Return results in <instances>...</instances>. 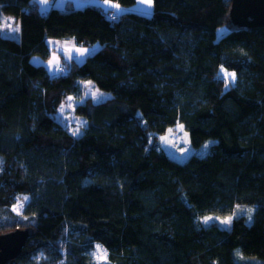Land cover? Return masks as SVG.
Instances as JSON below:
<instances>
[{"label": "trees", "instance_id": "16d2710c", "mask_svg": "<svg viewBox=\"0 0 264 264\" xmlns=\"http://www.w3.org/2000/svg\"><path fill=\"white\" fill-rule=\"evenodd\" d=\"M103 1L120 11L0 0V233L35 232L6 264H101L97 243L103 264H264V27L218 39L232 0H153L150 14ZM49 39L93 51L51 75ZM82 80L111 95L77 105L86 122L74 135L59 108ZM177 124L208 150L171 157L160 138ZM136 191L153 203L145 232L130 211Z\"/></svg>", "mask_w": 264, "mask_h": 264}, {"label": "rangeland", "instance_id": "374dc122", "mask_svg": "<svg viewBox=\"0 0 264 264\" xmlns=\"http://www.w3.org/2000/svg\"><path fill=\"white\" fill-rule=\"evenodd\" d=\"M94 0H39V7L41 10H49L52 8L54 4L57 6H61L62 8H71V7H78V6H86L89 3L93 4ZM131 9L142 12L145 14H150L154 10V2L151 0V5L149 6L148 0H137L134 5L130 7ZM118 11L113 12L114 15L117 14ZM112 15V13H111ZM112 15V16H114ZM112 19H116L112 17ZM2 29L4 32L11 37L19 36L20 26L19 22L13 16H4L2 21ZM236 24L230 21L228 24L221 26L217 31V38H221L224 34H226L232 28H235ZM18 29V30H16ZM50 46L52 48V52L50 58L45 61L48 71L51 75L65 73L70 67L71 62L74 57L79 56L76 52L71 49L65 43H62L60 39H49ZM69 44V43H68ZM68 46V47H67ZM62 48V49H61ZM36 62H41V57L36 56L33 58ZM230 74V73H228ZM83 82V93L80 97H76L73 95L68 96L62 105L59 108V117L67 124L70 128L72 133L80 134L82 131V126L85 124V118L81 117L76 113V107L78 104L82 103L88 98L93 99L94 101L104 100L110 94L105 90H101L98 88L92 80H82ZM161 146L168 152V154L176 158L177 160L183 161L187 159V157L194 151L203 154L206 150H208L209 144H205L199 149H195L192 147L190 143L189 133L182 125H175L167 130L165 134H163L160 138ZM138 202L134 204L130 211L135 214L136 216L133 219V222L141 231H147L151 224L152 220L150 217V210L153 207V203L148 199L146 192L136 191L135 192ZM24 199L21 198L18 202L14 205V209L17 212L21 211ZM257 209L256 206L250 205H242L238 207L237 212L239 210H243V212H255ZM210 217L206 223L211 221H217L222 225H230L233 220V214L227 216H218L215 214H210L205 216L202 220L205 222V218ZM231 218L230 223H223L224 220ZM41 230L43 232H47L48 230V220L43 219L41 220ZM99 246V248L97 247ZM92 255L95 261L103 264L108 262V251L107 249L97 243L94 245L92 250Z\"/></svg>", "mask_w": 264, "mask_h": 264}, {"label": "water", "instance_id": "95a60500", "mask_svg": "<svg viewBox=\"0 0 264 264\" xmlns=\"http://www.w3.org/2000/svg\"><path fill=\"white\" fill-rule=\"evenodd\" d=\"M230 15L236 25L264 27V0H232ZM34 233L32 228H16L0 233V264H6L21 254Z\"/></svg>", "mask_w": 264, "mask_h": 264}, {"label": "crops", "instance_id": "0c3cea01", "mask_svg": "<svg viewBox=\"0 0 264 264\" xmlns=\"http://www.w3.org/2000/svg\"><path fill=\"white\" fill-rule=\"evenodd\" d=\"M93 3L100 5V6H103L105 9H113V8H115L113 5H116L111 1H103V0H94ZM119 9H121V8L118 7V9H116V10L120 11ZM48 43H49V40H48ZM62 43L63 44L67 43L66 45L71 47V49H73L76 52V54L79 55V56L73 58V60H75L77 62H82L87 57V55H89L93 51L92 48L82 47V46L77 45L74 40L64 39V40H62Z\"/></svg>", "mask_w": 264, "mask_h": 264}, {"label": "snow or ice", "instance_id": "6c2138e0", "mask_svg": "<svg viewBox=\"0 0 264 264\" xmlns=\"http://www.w3.org/2000/svg\"><path fill=\"white\" fill-rule=\"evenodd\" d=\"M148 3H149V6L151 5V0H148ZM114 7H118V6H116V5H113ZM16 30H18V29H16ZM226 75H231L233 78H234V73L233 74H227L226 73ZM76 133H74V135H75ZM25 199H27V197H25ZM22 206V205H21ZM208 219H211L210 217H208V218H205V222H207V220ZM230 220H231V218L229 217L228 219H226V220H224L223 221V223H230ZM98 248H99V246H97Z\"/></svg>", "mask_w": 264, "mask_h": 264}, {"label": "built area", "instance_id": "2783aa9c", "mask_svg": "<svg viewBox=\"0 0 264 264\" xmlns=\"http://www.w3.org/2000/svg\"><path fill=\"white\" fill-rule=\"evenodd\" d=\"M112 15H114V14H112ZM112 15H111V18H112V17L118 18L119 12H117V14L114 15V16H112Z\"/></svg>", "mask_w": 264, "mask_h": 264}]
</instances>
